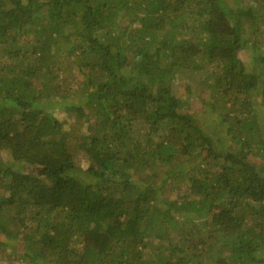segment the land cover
Here are the masks:
<instances>
[{"label":"trees","instance_id":"1","mask_svg":"<svg viewBox=\"0 0 264 264\" xmlns=\"http://www.w3.org/2000/svg\"><path fill=\"white\" fill-rule=\"evenodd\" d=\"M2 150L0 256L264 264V0H0Z\"/></svg>","mask_w":264,"mask_h":264},{"label":"rangeland","instance_id":"2","mask_svg":"<svg viewBox=\"0 0 264 264\" xmlns=\"http://www.w3.org/2000/svg\"><path fill=\"white\" fill-rule=\"evenodd\" d=\"M241 0H225V2L227 3V5L232 6L235 3H239ZM179 34H185L186 36H190V32L189 31H184L181 30L179 32ZM249 48L248 49H243L240 52V57L243 61H245L246 63H248V56H249ZM258 71H260V69H258ZM182 75L185 77V73H174L172 80L177 82V87L181 88L182 83L184 82V79L182 78ZM196 77L192 76L191 80H195ZM194 106L192 108L194 109H201L202 107H200L199 105V98L197 96H194ZM80 109L79 106L73 107V110L78 111ZM54 115L58 114V111L54 110L53 111ZM63 114L61 115V118L63 119ZM67 123H74V125H76V129L78 130L80 123H82V121H80L81 119H76L74 117H72L71 115L67 116ZM80 128L83 129V125H80ZM3 151V150H2ZM0 152V161L3 162L2 164H9L12 165V160L9 158L7 151H3ZM77 159L80 160L83 164H85V161H83L82 156L76 155ZM18 165H22L24 168L26 167L27 169H29V167L23 163H18ZM18 246H21V244L19 243ZM17 251V250H16ZM15 250H11L9 249L8 251H5L4 253L1 254L0 256V264H29L26 263L24 261L19 260L17 257ZM18 253V252H17Z\"/></svg>","mask_w":264,"mask_h":264}]
</instances>
